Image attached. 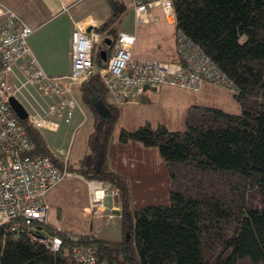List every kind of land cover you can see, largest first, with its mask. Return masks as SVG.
Returning a JSON list of instances; mask_svg holds the SVG:
<instances>
[{"label": "trees", "instance_id": "1", "mask_svg": "<svg viewBox=\"0 0 264 264\" xmlns=\"http://www.w3.org/2000/svg\"><path fill=\"white\" fill-rule=\"evenodd\" d=\"M0 2L11 7V0ZM107 3L110 16L95 33L111 43L130 2ZM173 7V43L183 33L232 81L239 113L193 105L175 127L146 123L115 135L122 109L94 72L75 87L93 119L88 151L67 170L118 190L121 239H98L84 222L75 229L47 222L46 234L61 240L52 252L1 226L0 264H76L73 254L81 247H94L107 264H264V0H174ZM100 45L93 48L94 64L109 50H97ZM163 54L164 62L178 61L174 46ZM140 103L149 104V97ZM20 124L34 151L61 168L28 120ZM150 182L169 189L137 206L135 194L153 188ZM249 193L257 204L248 202Z\"/></svg>", "mask_w": 264, "mask_h": 264}, {"label": "built area", "instance_id": "2", "mask_svg": "<svg viewBox=\"0 0 264 264\" xmlns=\"http://www.w3.org/2000/svg\"><path fill=\"white\" fill-rule=\"evenodd\" d=\"M129 2L135 28L156 23L157 13L167 26L174 27V0ZM33 32L11 8L0 2V227L9 226V231L56 252L61 240L44 230L49 213L47 195L72 175L67 170L66 159L59 168L50 157L34 151L33 142L10 107V98L17 100L21 90L33 92L35 96H30L39 104L40 111L32 117L27 114L26 120L56 159V151H52L47 137L56 136L62 126L68 128L74 121L77 126L73 133L83 125L84 110L73 94V87L85 83L94 72L119 106L139 104L149 88L169 87L198 93L204 85H209L231 94L237 90L213 61L179 31L174 34L177 62L135 58V33L120 32L110 43L105 63L98 60L94 64L96 36L87 33L80 23H74L71 73L63 78L49 77L39 67L27 43ZM77 115L80 120H76ZM86 188L87 210L93 218L104 212L106 198L113 199L119 194L98 181H86ZM96 255L94 247H81L75 250L73 260L76 264H107Z\"/></svg>", "mask_w": 264, "mask_h": 264}, {"label": "rangeland", "instance_id": "3", "mask_svg": "<svg viewBox=\"0 0 264 264\" xmlns=\"http://www.w3.org/2000/svg\"><path fill=\"white\" fill-rule=\"evenodd\" d=\"M131 7V6H130ZM128 13L124 17L122 25L120 27V31H129L135 29L134 27V20H133V13L131 10H127ZM65 16V15H63ZM55 25L58 22L54 23ZM156 27L161 29V34L158 36V42L160 44L159 48L153 49L156 51L157 56H162V52H168L170 49V40L169 37L165 39L163 36V32L171 34V27L167 26L166 23L163 21ZM140 28V27H138ZM142 32V42L140 43L139 52L146 53L147 50H150V46L153 44V41L149 40L151 38L152 31H156L155 28H140ZM143 30V31H142ZM151 31V32H150ZM173 42V39L171 37ZM28 43V41H27ZM100 45V43H99ZM100 47H97V50ZM211 87L209 85H206ZM76 87V86H75ZM213 88V87H211ZM214 89V88H213ZM217 90V89H215ZM75 88L73 89V94L75 96ZM220 92V96L227 100V104L223 106L227 112L232 114H238L239 108L234 102L232 96L229 92L223 90H217ZM30 95H33V92L29 89L21 90L19 94L16 95L18 103L23 107L25 112L30 116H34L35 113L39 112V104L31 98ZM147 97L150 99L149 104H123L121 106L122 109V118L115 129L114 134L117 135L120 129H136L139 126H142L146 123H149L153 129L157 127L158 124H165L166 127L168 123H172L173 127L179 123L181 120V116L185 111L191 107L192 103H197V99L194 100L195 95L189 93L182 89L177 88H169L165 87L162 89H151L149 88L146 92ZM198 104V103H197ZM84 110V109H83ZM85 122L83 125L75 129L73 133L72 123L69 126L68 130L65 132L66 127L62 126L60 132L56 135L55 140L53 137L50 136L49 138V145L53 143L55 148L60 150L61 154L68 153L69 161L73 163H79L84 156L87 154L88 151V139L90 134L94 129L93 119L84 111ZM170 127V129H175ZM52 138V139H51ZM48 140V137H47ZM143 158V157H142ZM69 172V171H68ZM71 178H66L58 187L50 191L47 198V203L50 205V211L48 213V222L54 223L56 228L62 229L64 228H73L75 229L78 225L82 222L90 224L92 229L91 233L94 237H100V234L93 233L96 229L104 227V234L105 232L112 230L113 223H116L117 219L121 218V207L120 204L117 203L118 199L111 198L113 200L112 206L115 208L114 212L118 213V216H111L112 223H107L105 218L103 222L100 223L99 227H95L94 223L99 222V216L105 215V213H101L97 218H93L88 214L87 211H84V207L86 205V196L87 190L84 186L86 185V181L84 183L78 181L77 177H75L72 173ZM155 179H162V177H155ZM80 180V179H79ZM161 185L150 182L151 185H155L156 188H148L144 190L146 193L139 192L135 194V204H143L145 201L146 203H150L155 201V195L158 193L159 195H165L167 192V186L169 189V183H160ZM140 190V189H139ZM138 190V191H139ZM110 197L105 199V205L107 203L111 204ZM249 203L257 204V195L254 193H249V198L247 199ZM121 220V219H120ZM102 224V225H101ZM87 225V226H88ZM94 226V227H93ZM95 229V230H94ZM102 230V228H101ZM100 231V229H99Z\"/></svg>", "mask_w": 264, "mask_h": 264}, {"label": "crops", "instance_id": "4", "mask_svg": "<svg viewBox=\"0 0 264 264\" xmlns=\"http://www.w3.org/2000/svg\"><path fill=\"white\" fill-rule=\"evenodd\" d=\"M10 6H11L10 8L11 9L13 8L12 10L31 29H33L34 32L28 39V46L32 56L37 61L39 67L49 77L63 78L69 76L71 73L70 51H71V35L74 30V23H80L81 25L85 26L86 31L88 29H91L89 33L96 36L95 44L98 45L99 43H101L100 51L109 49L108 46L106 45L107 43L103 42L102 37L95 33V29H97L101 24H103L110 16L111 10L107 3V0H11ZM128 10L132 11V8L129 7ZM133 20H134V16H133ZM56 22H58L57 25L54 24ZM162 22L163 19L160 13H157L156 23L140 27L142 29L145 27L146 28L152 27L156 29V31L154 32L152 31L150 35L151 38L149 37V40L153 41V44L150 46L151 47L150 50H147V52L143 54L139 52L140 43L142 42V32L141 30H139L140 28H135L133 30H129L128 32L120 31L123 33H135L136 44L133 51V56L135 58L154 59L163 62L165 61L164 54L162 56L161 55L157 56L156 51L153 50L159 48L160 46L157 38L161 34V29L156 26ZM163 36L165 37V39L169 37L170 49H172L174 43L171 40V34L168 33L166 35V33L163 32ZM108 53L109 50L107 51V54ZM159 53H162V51H159ZM74 88L75 86L73 87V89ZM217 90L204 85L198 93H192L195 95L194 100L197 99L198 104L197 103L195 104L194 102L192 103L191 106L193 105H199V106L219 105L221 107L225 106L227 104L226 103L227 100L222 98L219 95L220 92ZM76 120H80L78 115L76 116ZM72 126H73L72 129L74 130V128H76L77 126L76 121L72 122ZM68 128L65 129V132L68 130ZM52 137L53 140H55L56 136H52ZM49 138L50 136H48V142H49ZM49 146L52 148L53 152L56 151L55 156L58 163H60L64 159H66L67 163L71 162L69 161L68 153L67 155L65 153L61 154L60 150L58 148H55L53 143H51V145ZM77 179L82 183L85 182L80 177H77ZM84 186L86 188L85 184ZM47 204L49 206V211H50V205L49 203ZM112 204H113L112 199H111V204L107 203V205H105L104 202L103 213H105L106 211V214L99 216L98 218L99 222L94 223L96 228L99 227L100 223L103 222L104 218L105 220H107V223H112L113 221H111L110 214L112 216H118L117 213L114 212L115 208L112 206ZM87 208H88V193L86 196V205L84 207V211L88 212ZM113 226L114 227H112V230L105 232V234H104L105 229L103 230L104 228L103 226L101 227L102 230L101 228H98L96 230L94 229L95 231L93 233H98V235L100 234L99 239L101 240L119 241L121 239L120 219H117L116 223L115 224L113 223Z\"/></svg>", "mask_w": 264, "mask_h": 264}, {"label": "water", "instance_id": "5", "mask_svg": "<svg viewBox=\"0 0 264 264\" xmlns=\"http://www.w3.org/2000/svg\"><path fill=\"white\" fill-rule=\"evenodd\" d=\"M90 31H91V29H88L87 33H89ZM106 45L108 46V48L110 47V43L109 42H107ZM98 58H99V60L102 61V63H105L106 53L105 52H99ZM9 104H10V107L12 108V110L14 111V113L16 114L17 118L20 121H25L27 119V113L25 112L23 107L18 103L17 100H15L14 98H10L9 99Z\"/></svg>", "mask_w": 264, "mask_h": 264}]
</instances>
